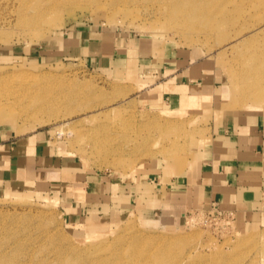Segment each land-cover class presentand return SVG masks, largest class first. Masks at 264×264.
<instances>
[{"label":"rangeland","instance_id":"374dc122","mask_svg":"<svg viewBox=\"0 0 264 264\" xmlns=\"http://www.w3.org/2000/svg\"><path fill=\"white\" fill-rule=\"evenodd\" d=\"M114 1L0 0V264H264L263 215L181 182L264 115V0Z\"/></svg>","mask_w":264,"mask_h":264},{"label":"crops","instance_id":"0c3cea01","mask_svg":"<svg viewBox=\"0 0 264 264\" xmlns=\"http://www.w3.org/2000/svg\"><path fill=\"white\" fill-rule=\"evenodd\" d=\"M219 130L181 182H195L196 196L189 197L196 204L228 201L244 213L264 216V115L233 116ZM14 172L3 168L2 174L8 178Z\"/></svg>","mask_w":264,"mask_h":264},{"label":"bare ground","instance_id":"6f19581e","mask_svg":"<svg viewBox=\"0 0 264 264\" xmlns=\"http://www.w3.org/2000/svg\"><path fill=\"white\" fill-rule=\"evenodd\" d=\"M177 1L183 2V3L186 2V5L188 7H192L193 11H196L193 14L196 15L197 17H202V16L208 15L204 11V9L201 8V6L203 5V0H177ZM114 2H116V1H114ZM262 26L263 25L258 26L257 24L252 25L253 28L250 31L248 30L249 32L252 33L250 35V37H254V35L257 36L258 34L264 33V29L262 28ZM240 35L244 36V34H240ZM256 46H257L258 51L253 52V53H249L247 55V60H246L247 63L250 66H252L253 68H256L257 66H260V65H264V41L261 42L260 44L256 45ZM259 80L260 79H257L256 83L247 82V84H246L245 82H243L242 84H239V86H237L236 88L238 91L245 93V95L253 93V94L262 96V95H264V83H260L261 81H259ZM58 134H61V133H58ZM179 165L180 166L176 165V167L178 168V170L179 169L181 170L183 166L181 164H179Z\"/></svg>","mask_w":264,"mask_h":264}]
</instances>
